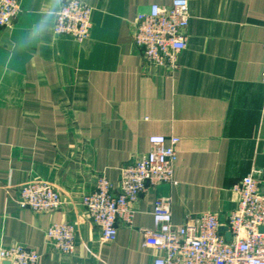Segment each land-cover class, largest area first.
<instances>
[{"label": "crops", "instance_id": "1", "mask_svg": "<svg viewBox=\"0 0 264 264\" xmlns=\"http://www.w3.org/2000/svg\"><path fill=\"white\" fill-rule=\"evenodd\" d=\"M19 1L18 18L0 29V247L35 249L39 264H152L160 251L146 232L158 197L171 199L176 224L207 211L225 224L234 186L253 169L264 174V0H188L176 70L147 62L133 40L150 5L173 0H81L92 9L84 41L54 30L64 0ZM49 6L46 31L25 44L20 36ZM154 135L180 138L176 183L149 185L132 222L105 240L83 197L100 173L118 183ZM30 180L52 182L63 205L20 207ZM61 222L76 227L71 254L46 237Z\"/></svg>", "mask_w": 264, "mask_h": 264}, {"label": "built area", "instance_id": "2", "mask_svg": "<svg viewBox=\"0 0 264 264\" xmlns=\"http://www.w3.org/2000/svg\"><path fill=\"white\" fill-rule=\"evenodd\" d=\"M21 10L19 0H0V29L11 26ZM91 17L92 9L86 3L64 0L56 12L54 30L84 41L91 33ZM190 20L188 0H173L170 5L154 3L137 19L134 43L142 49L147 62L176 70L180 54L188 46ZM179 141L176 136H152L150 150L121 169L118 183L104 173L97 175L95 189L84 195L82 202L91 221L100 227L103 239L116 240L119 222H132L133 204L149 185L176 183ZM234 190L238 194L237 207L225 224L217 213L209 211L189 215L184 223L176 224L171 199L158 197L154 228L146 232L147 244L160 251L152 264H264V174L253 169ZM16 202L37 212L53 211L63 205L61 192L48 180L25 182ZM222 226L226 230H221ZM46 237L62 253L71 254L76 248L73 223H54L46 230ZM39 259L37 250L21 244L0 247V264H39Z\"/></svg>", "mask_w": 264, "mask_h": 264}, {"label": "clouds", "instance_id": "3", "mask_svg": "<svg viewBox=\"0 0 264 264\" xmlns=\"http://www.w3.org/2000/svg\"><path fill=\"white\" fill-rule=\"evenodd\" d=\"M55 3V0H53ZM55 15V9L49 6L20 36V40L25 44L38 39L47 29L49 19Z\"/></svg>", "mask_w": 264, "mask_h": 264}, {"label": "water", "instance_id": "4", "mask_svg": "<svg viewBox=\"0 0 264 264\" xmlns=\"http://www.w3.org/2000/svg\"><path fill=\"white\" fill-rule=\"evenodd\" d=\"M221 230H226V227H225V226H222V227H221ZM227 238H228V239L230 238V235H229V234H227ZM5 263H6V264H10L9 261H5Z\"/></svg>", "mask_w": 264, "mask_h": 264}]
</instances>
